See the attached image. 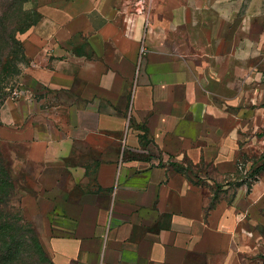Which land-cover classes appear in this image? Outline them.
I'll return each instance as SVG.
<instances>
[{
	"label": "crops",
	"instance_id": "0c3cea01",
	"mask_svg": "<svg viewBox=\"0 0 264 264\" xmlns=\"http://www.w3.org/2000/svg\"><path fill=\"white\" fill-rule=\"evenodd\" d=\"M38 12L0 142L52 261L264 264V172L223 183L207 214L205 190L178 170L186 159L232 176L264 145V0H48Z\"/></svg>",
	"mask_w": 264,
	"mask_h": 264
},
{
	"label": "rangeland",
	"instance_id": "374dc122",
	"mask_svg": "<svg viewBox=\"0 0 264 264\" xmlns=\"http://www.w3.org/2000/svg\"><path fill=\"white\" fill-rule=\"evenodd\" d=\"M6 1L7 0H0V22L4 23V26L0 27V87H5V90L3 91V99L0 100V105L11 100L13 97H16V93L18 95L20 94L21 88L23 86V77L25 76V73L29 66V63L26 60L23 51L22 38L26 33H21L16 30L18 29L16 28L18 26H15L13 24L15 21V13L13 10L7 9ZM23 1V10L28 12L30 14V18L34 21L38 18L36 13H38L39 6L48 0ZM262 22L264 24V19L262 20ZM20 27L21 26H19V28ZM10 33L13 34L17 41H19V45H17L15 53L14 50L10 48V46L5 45V41L8 40L7 36ZM260 42V45L262 46L255 47L257 49H260L262 47V50H258L257 56L254 57L255 74L261 72H263L264 74V33ZM253 82L254 90L255 92H257V90H261V85H264V77L256 79ZM257 108H264V102L258 103ZM2 131L3 132L0 131V135H3L4 130ZM263 135L264 134H262V136ZM252 148L253 153L251 154H247L245 152L240 153L238 174L227 176L225 178L218 177L214 172H211L210 175H207L206 177L204 175L200 176L201 172L204 174V167H195L186 159L182 162L181 167L184 170L185 175L189 176V178H191L193 182H196L203 187L207 197H209V206L215 193L218 194L219 198L221 195V193L217 192L214 183H218L220 186H222L226 181H231L233 185H235L232 187V189H236V185H238L240 181L247 182L249 185L254 183V177L252 176V174L254 169L261 164V158L264 156V152L262 151V149H264V145L256 143V145ZM0 156L2 157V160L6 161L1 148V142ZM11 171L13 175V188L10 190L12 192V196L7 199L4 205L0 207V215L3 222L7 223V226L13 227L17 231V235L19 236L20 233L28 242V244H30L33 241L32 238L37 236V231L35 232V225L30 220L25 211L27 189L29 187H27L26 179L21 171H17L12 166ZM232 196L233 194H231L230 197ZM41 243L49 258H51V255L47 252L44 243L42 241Z\"/></svg>",
	"mask_w": 264,
	"mask_h": 264
},
{
	"label": "trees",
	"instance_id": "16d2710c",
	"mask_svg": "<svg viewBox=\"0 0 264 264\" xmlns=\"http://www.w3.org/2000/svg\"><path fill=\"white\" fill-rule=\"evenodd\" d=\"M6 2L7 9L13 10L15 13V21L13 24L18 26L16 27L18 28L16 29L18 32L27 33L31 28L36 26L41 21L42 18L39 12L36 13L38 16L37 20L33 21L30 18V14L23 10V0H7ZM3 26L4 23L0 22V27ZM19 26L21 27L19 28ZM7 38L8 40L5 41V45L10 46V48L13 49L15 53L17 45H19V41H17L11 33L8 34ZM23 51L25 56L24 46ZM4 90L5 87H0V100L3 99ZM3 104L4 103L0 105V109ZM10 165L11 164L7 161L2 160V157L0 156V207L4 205L7 199L12 196V192L10 190L13 188V175ZM178 170L181 173H184L181 165L178 167ZM262 172H264V158L262 159V164L254 169L252 174L254 177L253 179L255 180L256 176L260 175ZM228 185L232 187L235 186L233 183H228ZM240 185L241 183L236 186L238 187ZM216 187L217 192H223V186H220L218 183H216ZM219 200L220 198L218 194L215 193L210 205L207 207V214L216 207ZM36 235V237L32 238V243L28 244V242L20 233L18 236L17 231L13 227H9L7 226V223L3 222L0 215V264H55L52 261V258H49L48 254L46 253L37 232Z\"/></svg>",
	"mask_w": 264,
	"mask_h": 264
},
{
	"label": "built area",
	"instance_id": "2783aa9c",
	"mask_svg": "<svg viewBox=\"0 0 264 264\" xmlns=\"http://www.w3.org/2000/svg\"><path fill=\"white\" fill-rule=\"evenodd\" d=\"M18 94L16 93L15 96H17Z\"/></svg>",
	"mask_w": 264,
	"mask_h": 264
}]
</instances>
